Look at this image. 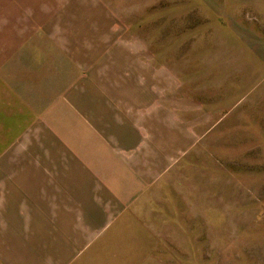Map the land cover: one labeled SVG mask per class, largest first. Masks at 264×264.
<instances>
[{
    "label": "crops",
    "instance_id": "crops-1",
    "mask_svg": "<svg viewBox=\"0 0 264 264\" xmlns=\"http://www.w3.org/2000/svg\"><path fill=\"white\" fill-rule=\"evenodd\" d=\"M112 1L0 0V264L115 256L131 211L224 128V59L179 78L138 43L111 40ZM217 5L234 34L236 104H256L264 0Z\"/></svg>",
    "mask_w": 264,
    "mask_h": 264
},
{
    "label": "rangeland",
    "instance_id": "rangeland-1",
    "mask_svg": "<svg viewBox=\"0 0 264 264\" xmlns=\"http://www.w3.org/2000/svg\"><path fill=\"white\" fill-rule=\"evenodd\" d=\"M111 4V40L138 43L179 78H200L225 61L227 111L224 128L211 129L131 211L123 240L111 242L115 256L100 252L89 264H264V129L255 126L264 124V98L236 104L234 34L217 0Z\"/></svg>",
    "mask_w": 264,
    "mask_h": 264
}]
</instances>
